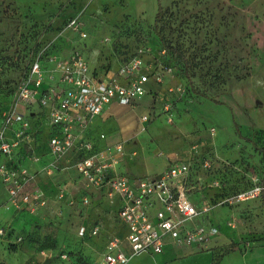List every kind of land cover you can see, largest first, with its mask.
I'll return each instance as SVG.
<instances>
[{
  "label": "rangeland",
  "instance_id": "1",
  "mask_svg": "<svg viewBox=\"0 0 264 264\" xmlns=\"http://www.w3.org/2000/svg\"><path fill=\"white\" fill-rule=\"evenodd\" d=\"M158 5L164 11L158 29L177 55L154 33ZM72 20L79 24L77 30L69 27ZM76 52L92 68L136 56L147 64L148 75L158 65L172 70L160 84L150 78L149 94L133 108L109 106L92 129L97 147L123 145V173L152 177L169 161L186 158L196 145L201 156L217 154L225 161L207 170L199 162L194 167L195 179L204 186L201 192L214 196L213 205L224 196L262 187L264 0H0V120L27 57L39 56L48 69L49 57ZM142 114L148 115L143 132ZM34 121L40 147L0 154V227L6 232L0 236V264H91L118 232L114 207L83 187L71 162L59 163L44 151V114ZM210 127L216 130L215 146L207 137ZM99 134L105 139L99 141ZM50 162L60 164L59 169L53 166L47 173ZM20 170L35 176L29 188L46 197L42 208L17 209L9 202L3 176L14 173L17 180ZM86 194L91 197L88 207L80 202ZM207 216L194 221L210 230L203 246L192 245L167 261L142 254L128 264H264L260 194L213 208ZM92 224L102 229L97 237L85 235ZM18 236L22 241L15 243ZM44 248L50 257L41 255Z\"/></svg>",
  "mask_w": 264,
  "mask_h": 264
},
{
  "label": "built area",
  "instance_id": "2",
  "mask_svg": "<svg viewBox=\"0 0 264 264\" xmlns=\"http://www.w3.org/2000/svg\"><path fill=\"white\" fill-rule=\"evenodd\" d=\"M78 26L75 20L69 23L72 30H77ZM78 33L82 38L86 36L80 29ZM48 62L51 65L47 69L39 56L32 59L17 83L11 103L1 114L0 154L11 156L14 152L38 147L39 142L35 144L38 134L29 116L35 114L34 119H37L44 114L48 128L46 146L52 158L59 163L71 162L86 190L97 192L110 204H118L117 220L122 234L112 235L92 264H128L133 257L161 253L169 242L177 248L203 246L210 230L194 221L206 217L213 208L232 206L261 193L262 187L255 185L224 196L213 205L205 191L201 192L204 186L195 179L194 167L196 162L203 170L218 161L225 163L217 154L215 158L201 156L202 152L193 145L186 158L171 160L157 175L143 178L119 171L125 156L121 143L100 148L86 135L109 106L133 108L139 99L149 94L146 87L149 79L160 84L171 74V68L158 65L148 75L147 64L136 56L124 62H110L111 66L92 68L78 52L65 58L49 57ZM138 120L141 131H145L148 115L142 114ZM215 134L214 127L207 129L208 140L214 146ZM98 139L101 141L105 136L99 134ZM59 165L50 162L46 172ZM34 177L26 170H20L17 180L14 173L3 176L9 202L17 209L33 211L47 204L40 189L29 188ZM80 202L88 207L91 197L86 194ZM100 231V225H94L87 234L95 237ZM5 233L0 227V236ZM15 240V243L20 242L21 238L18 236ZM40 253L44 257L51 255L48 249Z\"/></svg>",
  "mask_w": 264,
  "mask_h": 264
},
{
  "label": "trees",
  "instance_id": "3",
  "mask_svg": "<svg viewBox=\"0 0 264 264\" xmlns=\"http://www.w3.org/2000/svg\"><path fill=\"white\" fill-rule=\"evenodd\" d=\"M163 15H164V11H163V8H162V6H160V5H158V8H157V12H156V14H155V17H154V33L157 35V37L159 38V40H160V42H161V44L167 49V50H169L170 52H173V54H175V55H177L178 54V51L174 48V47H172V46H169L166 42H165V40H164V38H163V36H162V34H161V32H160V30L158 29V25H159V22L162 20V17H163ZM126 60H128V59H122L120 62H124V61H126ZM32 61V59H29L28 57L26 58V60H25V63H24V65L21 67V69H20V71H19V75H18V78H17V81H16V84L15 85H17V83L19 82V80L22 78V76H24V72L26 71V69H27V66H28V64L30 63ZM202 97H204L205 99H207V100H209V101H215L214 99H211V98H208L207 96H202ZM11 103V99H10V102H9V104ZM34 115L35 114H32L31 116H29V118H30V120L32 121V126L35 124V121H34ZM46 125V131H45V133H44V135H43V133H42V138L44 139V140H46L47 139V137H48V128H47V123L45 124ZM39 137H40V135H39ZM242 140H244V141H247V142H249V139L248 138H246V137H242ZM45 142V141H44ZM261 185H262V190H261V193H260V198H261V201H262V203H264V180H262L261 181ZM206 194V193H205ZM207 195V194H206ZM99 196L100 197H102L100 194H99ZM103 198V197H102ZM209 199L212 201V200H214L215 198H214V196L213 197H209ZM108 203V202H107ZM108 205L109 206H113L114 207V210H115V221H114V226H116L117 228H118V232H115V234H113V235H121L122 234V229H121V225L119 224V222H118V220H117V209H118V204L116 203V202H114L113 204H110V203H108ZM94 225H96V224H92V225H90V227H92V226H94ZM98 225V224H97ZM89 227V228H90ZM89 228H87L86 230H85V235L87 236V237H90V236H88V234H87V230L89 229ZM102 232L100 231V233L99 234H101ZM98 234V235H99ZM97 235V236H98ZM97 236H95V237H97ZM20 237V236H19ZM21 238V237H20ZM109 239V238H108ZM21 241H22V238H21ZM107 242V241H106ZM44 249H46V248H44ZM104 250V249H103ZM101 253V252H100ZM94 261V260H93ZM92 261V262H93ZM92 264V263H91Z\"/></svg>",
  "mask_w": 264,
  "mask_h": 264
},
{
  "label": "crops",
  "instance_id": "4",
  "mask_svg": "<svg viewBox=\"0 0 264 264\" xmlns=\"http://www.w3.org/2000/svg\"><path fill=\"white\" fill-rule=\"evenodd\" d=\"M113 61H115V62H120V61H117V60H115V59H113ZM97 66H99V65H96V67ZM104 115H106V113L104 114ZM103 115V116H104ZM103 116H101V117H103ZM100 117V118H101ZM100 118H98L97 120H96V122L100 119ZM96 122H94L93 123V125L90 127V129H89V131L87 132V136L88 137H90L92 140H94V141H97V136L96 135H93L92 134V129H94V127H95V125H96ZM46 123H47V121H46ZM260 129H262V127H260ZM262 130H264V129H262ZM215 144V143H214ZM40 145L41 144H39V147H40ZM44 145H45V149H44V151H47V146H46V140H45V142H44ZM43 152V151H42ZM220 154L221 155H223V156H226L223 152H221L220 151ZM226 157H229V156H226ZM123 165V162L121 163V165H120V167H119V171H121V172H123L122 170H121V166ZM165 167H166V165H165ZM164 167V168H165ZM163 168V169H164ZM127 174V173H126ZM128 175V174H127ZM212 197V196H211ZM208 217V216H207ZM102 230V229H101ZM105 244H106V242L104 243V245H103V249H104V247H105ZM168 247V248H167ZM165 248H167L166 250H165ZM172 245H170V244H166V245H164L163 246V249H162V252L161 253H158V254H148V256H150V257H154L155 259H156V257L158 258V259H156V261L158 262V260H159V258L160 257H162V260H165V261H167V260H170L172 257H176V256H180V255H182L183 253H184V251H186L188 248H177V247H173L172 249ZM103 251V250H102ZM101 251V252H102ZM162 260H160V261H162Z\"/></svg>",
  "mask_w": 264,
  "mask_h": 264
}]
</instances>
